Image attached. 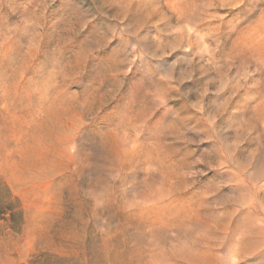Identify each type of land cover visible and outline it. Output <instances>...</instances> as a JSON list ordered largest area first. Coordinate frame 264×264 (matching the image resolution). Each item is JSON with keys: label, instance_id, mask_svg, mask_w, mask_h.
I'll return each instance as SVG.
<instances>
[{"label": "rangeland", "instance_id": "1", "mask_svg": "<svg viewBox=\"0 0 264 264\" xmlns=\"http://www.w3.org/2000/svg\"><path fill=\"white\" fill-rule=\"evenodd\" d=\"M260 225L264 0H0V264H264Z\"/></svg>", "mask_w": 264, "mask_h": 264}, {"label": "bare ground", "instance_id": "2", "mask_svg": "<svg viewBox=\"0 0 264 264\" xmlns=\"http://www.w3.org/2000/svg\"><path fill=\"white\" fill-rule=\"evenodd\" d=\"M259 227H261V229L262 228H264V225H260ZM253 231V230H252ZM256 238V237H255ZM256 240H258L259 242H263L264 243V229L263 230H261L260 232H259V234H258V237H257V239ZM239 242H241V241H239ZM237 244L239 245V243L237 242ZM260 244V243H259ZM240 246V245H239ZM201 255V254H200ZM207 258H208V256H207ZM206 258V259H207ZM198 260V259H197Z\"/></svg>", "mask_w": 264, "mask_h": 264}]
</instances>
